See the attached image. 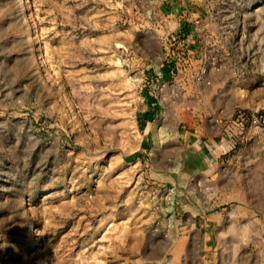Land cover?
Instances as JSON below:
<instances>
[{
	"label": "rangeland",
	"instance_id": "obj_1",
	"mask_svg": "<svg viewBox=\"0 0 264 264\" xmlns=\"http://www.w3.org/2000/svg\"><path fill=\"white\" fill-rule=\"evenodd\" d=\"M0 264H264V0H0Z\"/></svg>",
	"mask_w": 264,
	"mask_h": 264
},
{
	"label": "crops",
	"instance_id": "obj_2",
	"mask_svg": "<svg viewBox=\"0 0 264 264\" xmlns=\"http://www.w3.org/2000/svg\"><path fill=\"white\" fill-rule=\"evenodd\" d=\"M141 117V116H139ZM156 117V116H155ZM155 117H148L151 118L147 121L141 120V123H145L144 128L147 129V133L150 137V139H153L154 136V131L153 128L154 126L157 125L158 120ZM143 119V118H140ZM217 126H214V121H209V122H204L201 121V123L196 127L197 128V134L199 136L197 137L198 144H200V147L195 149H188L187 142H183L181 147V157L184 159V164H186V160L188 158H196V167L195 170H192L193 165H190L187 163V174L189 176H203L208 175L211 176L213 181H217L219 179V174H220V166H215L217 163V149L215 148L216 142H217V135H218V124L216 123ZM145 134L142 137V141H144ZM183 138L181 137L179 140H182ZM186 141V140H184ZM229 180V177L227 178Z\"/></svg>",
	"mask_w": 264,
	"mask_h": 264
}]
</instances>
